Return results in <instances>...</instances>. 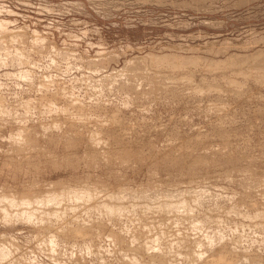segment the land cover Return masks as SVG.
Returning <instances> with one entry per match:
<instances>
[{
  "label": "rangeland",
  "instance_id": "374dc122",
  "mask_svg": "<svg viewBox=\"0 0 264 264\" xmlns=\"http://www.w3.org/2000/svg\"><path fill=\"white\" fill-rule=\"evenodd\" d=\"M0 20L8 31L24 35V43L20 41V44H24L30 54L28 66L37 71V82L47 75L58 83L52 84V91L57 86L74 87L77 97L95 113L93 119H102L105 128L111 126L113 117L117 118L112 128L118 140L124 139L113 149L108 163L102 156L98 158L92 154L94 147L89 143L87 127L74 123L82 133L79 138L69 125L64 126V131H45L41 122H51V117L41 120L33 115L26 122L32 130L33 145L31 148L14 147L9 137L17 130L18 123L11 119L0 126V193L4 192L2 190L15 193L25 187H34L33 184L45 189L48 184L73 183L85 178L111 188L131 186L135 190L140 185L152 184V192L176 193L193 185L196 187L199 180L203 187L214 189L213 193L223 194L218 206L206 202L201 209L203 216L214 217L209 218L210 221L227 217L225 220L234 227L236 222L245 220L247 224H241L247 225L244 230L249 234V242L252 237L260 239L264 235V230L250 227L251 219L229 215L236 199L244 204L242 209L250 207L248 203L264 202L260 190L263 182L259 176L264 174V83L256 79L258 71L251 69L253 64L249 63L251 56L264 55V0H0ZM37 44L39 46L34 47ZM102 53L104 55L100 56ZM106 56L115 57L108 65L110 72L121 70L127 60L142 62L146 71L152 72V94L125 106L123 99L128 97L125 94L111 91V86H102L106 92L102 91L100 82H94L99 76H91L88 61ZM151 57H194L197 60L182 69L172 70L151 63ZM233 57L243 58V61L231 65ZM19 69L0 66V82L7 84L0 95L7 97V104L16 110L17 116L23 111L24 102L41 95L27 86L25 90L18 87L12 72ZM98 104L108 106L109 112H100L102 108L96 111L95 108L100 107ZM88 126L95 129L92 123ZM222 137L230 139L228 146L224 145ZM129 148L139 152V157L133 155L120 162L116 157L130 151ZM194 178L198 180L193 181ZM235 193V199L231 200ZM152 217L154 222L163 218L158 213ZM211 225L216 227L215 223ZM221 227L229 226L227 223ZM2 233L10 241L19 243L7 245V248H11L13 254L15 250L24 264H28L23 259L24 254L25 258L40 259L39 264H57L44 252L37 253V245L33 247L28 240L35 237L28 226L1 225L0 235ZM233 241H239L240 245L236 243L235 246L242 250L249 246L242 238ZM103 244L101 246L114 247L109 245L107 234ZM61 246L64 245L59 248ZM77 246L81 262L89 260L83 264L114 262V259L106 263L93 260L87 249ZM255 249L251 246L248 254L253 255L255 251L264 263V253ZM81 250L87 252L84 257ZM244 253L247 254L246 251L241 254ZM211 254L213 252H209ZM140 256L147 260L152 258L145 253ZM229 260L233 261V257ZM5 263L1 261L0 264Z\"/></svg>",
  "mask_w": 264,
  "mask_h": 264
},
{
  "label": "bare ground",
  "instance_id": "6f19581e",
  "mask_svg": "<svg viewBox=\"0 0 264 264\" xmlns=\"http://www.w3.org/2000/svg\"><path fill=\"white\" fill-rule=\"evenodd\" d=\"M3 24V21L0 20V66H9L15 68V70L19 67L20 69L18 72H12L13 77L17 80L16 83L18 87L24 89L27 86L29 89H34L35 92L41 94L38 95L39 97L29 98V101L27 100V102H24L21 105L23 111L19 113L18 116L15 113L16 110L10 104H7V97L5 98L2 94L0 95V126L4 123L7 124L11 119L18 123L17 130L12 131L11 136L9 137L11 144H14V147L29 146L31 148L33 144L31 143L30 138L32 136L30 132L32 130L30 127H27L28 125H26V122H28L29 118L33 117V115L38 116V119L40 118L41 120L43 117L49 116L52 119L51 122H41V127L45 129V131L52 129L64 131L66 125H69V128L73 129L71 131H74L75 135L79 138V135H82V133L74 123L87 127L86 133L88 134L89 132L91 134L87 137L90 140L89 143L94 147L92 152L94 157L101 158L102 156L105 158L106 162H111L110 157H112L111 155L114 152L113 149L121 143L120 141L124 140L123 138L118 140V135L116 136V133L114 132L115 129H113V125H116L117 123V118L113 117L115 120L112 121L111 126L109 124V127L107 126L108 128H105V124L101 121L102 119L97 120V117L93 119L95 113L93 114L91 110L88 109V105L82 101L81 97H77L75 89H73L74 87L68 89V87L57 86V88H55L56 90L52 91V88H54L52 87V84L57 83V81L52 78V76L50 77L47 75H44L43 79H38L37 82V71L28 66L30 64V54L28 53V50L24 48V44H20V41H23L24 43V35L8 31ZM35 39L37 42L39 41L38 38ZM250 43L251 42H249V44ZM36 46L39 45L37 44L34 47ZM13 49H16V51ZM49 53H51V51ZM66 55H68V53H66ZM103 55L104 54L102 53L100 56ZM52 60L55 61L56 58H53ZM113 60H115V57L112 58L111 56H106L100 57L98 60L95 59L88 61V68L92 72L91 76H99L94 82H100L102 91L106 92L102 86H111V91L117 90L125 94V96H128L123 99L125 100V106H129L131 101L135 102L137 99H145L146 96L152 94V72L148 70L146 71L142 62L136 61L135 59L127 60L121 70L114 69L113 72H110L108 70V65ZM195 60H197V58L194 57H190L189 59L179 57H151V63L154 62L158 65L160 64L162 66L170 67L172 70L182 69V67H185L190 63L194 64ZM250 60L251 62L249 63L253 64L250 68L258 71L255 73H258L256 79L259 82L264 83V55H260V53L256 54L251 56ZM232 61L234 64L231 65L239 64L240 61H243V58L233 57ZM91 76H89V80ZM4 85L7 84L0 82L1 91L2 88H4ZM93 86L96 87V83ZM216 87L214 86V88ZM97 106L100 105L98 104ZM99 109L100 112L101 110L106 112L109 108L108 106L95 108L96 111H99ZM223 110L221 109V111ZM37 111H39V114ZM88 120H90V123L95 126L94 130L88 126L90 125V123H87ZM221 139L223 140V137ZM223 141L225 146L230 144L229 138H226ZM231 144H233V142H231ZM98 145H100V147H98ZM133 155H135V158H138L139 152H133V150L125 151V153L120 154L116 158H118L120 162H125L127 161V158L132 157ZM231 162L235 163L234 160ZM259 176L262 178L263 182L261 185L263 189L260 190L262 191L264 198V174ZM85 179L65 184L47 183L48 185H45V189L33 184L34 187H25L23 190H17L15 193L2 190L4 192L0 193L1 225L3 227L8 225L14 227V225L18 226V224L26 225V227L28 226V228L32 229L35 233L33 240L32 238H28V240H30V242L32 241L33 247L34 245H37V247H35L37 253L44 252V254L47 255V258L57 264L87 263L89 261H86L87 258H84V262H81L79 254L80 248L77 245L85 250L87 249L88 251H86L92 254L94 258L93 260L97 259L98 261L106 263L107 261L114 259V262L112 260L113 264H264L260 258L262 257L260 254H256L255 251L253 252V255H249L250 253L248 254V250L251 246H253V249L256 248L264 253V235L260 236V239L252 237V241L249 242V234L244 230L247 227V225H245L247 223L244 222L245 220L242 221L239 219L245 224H241L242 222L238 224L236 222L234 227L231 226L232 223L230 224L229 221L225 220L227 217L223 219L216 218L215 220L210 221V219H213L214 217L207 218L203 216L204 213L201 212V209L206 202L208 203L211 201L213 205L218 206V203L220 202L219 199L223 194L213 193L212 190L214 189L203 187L198 179V181L195 178V180H193L197 181L196 187L193 185L187 187L185 190H180V187V191H175L176 193L166 192L165 190L152 192V184L140 185L134 190L131 186L105 187L101 186V184H98L94 180ZM225 185L227 186V184ZM12 191L15 190L12 189ZM227 196L230 198L232 195ZM235 196L236 193L233 194L231 200H234ZM248 204H250V207L244 206L245 208L242 209L241 206L244 204L241 200L236 199L232 202L229 215L235 214L237 216L241 215L246 219L249 218L251 219V228H260L264 230V202ZM161 212H163V214ZM156 213H158L160 217H163L158 222L152 221V214L155 215ZM223 216L224 215H222V217ZM213 223L216 224V227L211 225ZM227 223L229 227L222 229L221 226ZM116 226H119V228H112ZM224 229H226V231H224ZM106 234L108 241H110L109 245H113V248L101 246L103 242L106 243ZM13 238H15V236ZM237 238L244 239V242L248 241L249 246H244L245 250L239 249L235 246L236 243L240 245L239 241H233V239L236 240ZM15 240H17V238ZM18 244L13 240L10 241L5 233L0 235V263L1 261H5V264H24V262L20 261L18 256L15 255V250L13 254L10 250L11 248H7V245L17 246ZM60 245L64 246L59 248ZM232 245H234L233 248H231ZM117 247H119V250L116 251ZM19 248L17 250H20ZM30 251L32 252L33 250ZM30 251L29 253L31 254ZM86 251L81 250V253L84 252V254L82 253L83 257ZM242 251H246L247 254H241ZM209 252H213V254L209 255ZM143 253L152 258L147 260L141 257L140 254ZM25 257L24 254V258H22L26 260H24L26 263L39 264L40 259L38 261L37 258L35 260L32 258V260L29 259V256L28 258ZM140 257L144 260L142 261ZM230 257H233V261L229 260Z\"/></svg>",
  "mask_w": 264,
  "mask_h": 264
}]
</instances>
